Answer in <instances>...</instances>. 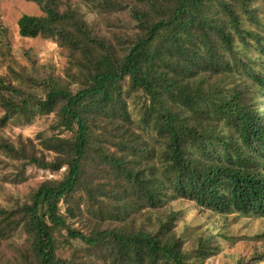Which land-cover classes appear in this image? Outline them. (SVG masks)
Instances as JSON below:
<instances>
[{"label":"trees","instance_id":"16d2710c","mask_svg":"<svg viewBox=\"0 0 264 264\" xmlns=\"http://www.w3.org/2000/svg\"><path fill=\"white\" fill-rule=\"evenodd\" d=\"M26 1L43 15H23L20 36L52 40L68 64L64 78L0 76V172L13 184L31 167L61 173L0 206V243L25 235L11 264H190L219 251L212 236L184 249L176 199L264 218V0ZM50 115V135L3 134ZM237 264H264V248Z\"/></svg>","mask_w":264,"mask_h":264},{"label":"rangeland","instance_id":"374dc122","mask_svg":"<svg viewBox=\"0 0 264 264\" xmlns=\"http://www.w3.org/2000/svg\"><path fill=\"white\" fill-rule=\"evenodd\" d=\"M63 7L68 5L78 7L79 0H62ZM89 22H97L99 30H105L106 22L90 9L83 6ZM23 15L42 16L40 7L26 0H0V49L4 57L0 66V76L9 80L17 78L15 74L31 75L42 79L47 75L64 78L67 67V55L52 40L41 37L30 39L23 38L19 34L18 21ZM127 16V15H126ZM125 19H128V17ZM16 72V73H15ZM13 74V75H12ZM4 110L0 107V117ZM55 120L54 115L38 117L31 125L19 122H11L4 129L3 134L11 140L20 136L24 139H34L40 132L51 134L50 125ZM64 170H62L63 172ZM0 206H14L19 202L28 200L42 182L51 179H60L61 173L51 174L46 171L31 167L27 171V180L21 184H13L7 180L8 170L0 172ZM170 210L177 213L176 231L185 240L184 249L194 251L200 237H214V247L220 250H212L209 256L200 257V260L192 259L190 264H237L241 258L249 259L257 250L264 248L261 240L255 238L264 233V218L254 215L244 217L237 214L221 215L220 213L205 210L197 203L184 199H176L170 202ZM163 208V210H168ZM76 223V228H81ZM25 235L20 232L13 239L0 243V264H11L14 261V250L25 242ZM71 245L78 256L87 255L86 246L77 240H72ZM69 248V247H68ZM70 250L62 248L60 254L70 260ZM193 257L196 254H192Z\"/></svg>","mask_w":264,"mask_h":264}]
</instances>
